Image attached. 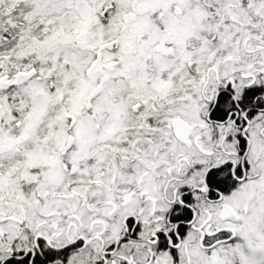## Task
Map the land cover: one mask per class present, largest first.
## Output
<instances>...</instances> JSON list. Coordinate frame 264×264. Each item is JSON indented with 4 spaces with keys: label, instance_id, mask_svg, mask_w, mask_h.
<instances>
[{
    "label": "snow or ice",
    "instance_id": "6c2138e0",
    "mask_svg": "<svg viewBox=\"0 0 264 264\" xmlns=\"http://www.w3.org/2000/svg\"><path fill=\"white\" fill-rule=\"evenodd\" d=\"M0 264H264V0H0Z\"/></svg>",
    "mask_w": 264,
    "mask_h": 264
}]
</instances>
